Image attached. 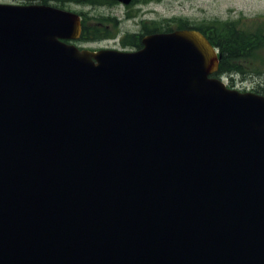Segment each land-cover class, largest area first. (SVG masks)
Listing matches in <instances>:
<instances>
[{
    "label": "water",
    "instance_id": "1",
    "mask_svg": "<svg viewBox=\"0 0 264 264\" xmlns=\"http://www.w3.org/2000/svg\"><path fill=\"white\" fill-rule=\"evenodd\" d=\"M80 32L0 3V264H264V95L198 30Z\"/></svg>",
    "mask_w": 264,
    "mask_h": 264
},
{
    "label": "rangeland",
    "instance_id": "2",
    "mask_svg": "<svg viewBox=\"0 0 264 264\" xmlns=\"http://www.w3.org/2000/svg\"><path fill=\"white\" fill-rule=\"evenodd\" d=\"M0 3L29 4L36 0H0ZM141 5L123 6L120 3L99 4L93 0H69L66 8L72 11H81L86 15L87 25L97 24L104 33L107 31L113 37L104 40L75 42L82 48L97 50L112 48L118 50H132L123 46L121 39L128 34L141 32L143 25L150 21L163 22L168 19H183L192 25L206 24L213 20L237 21L244 26L254 28L257 25L264 27V0H149ZM103 18L102 22L97 19ZM115 23L116 26L112 27ZM173 27V25H172ZM103 28H106L104 30ZM101 29L95 33L99 36ZM262 60L258 59L261 58ZM253 61H245L246 76H235L233 81L225 78L224 82L230 88L240 91H253L256 83L264 80V52ZM252 69H256L259 76H255ZM250 73L252 75H250ZM254 74V75H253Z\"/></svg>",
    "mask_w": 264,
    "mask_h": 264
},
{
    "label": "trees",
    "instance_id": "3",
    "mask_svg": "<svg viewBox=\"0 0 264 264\" xmlns=\"http://www.w3.org/2000/svg\"><path fill=\"white\" fill-rule=\"evenodd\" d=\"M80 1V0H79ZM99 4L104 3L103 0H93ZM149 1V0H144ZM103 18L97 19L102 22ZM176 28H192L201 31L210 41V43L218 48L221 59L219 61L218 70L215 76H227L230 81L235 76L245 77L246 68L245 61H253L261 56L264 52V27L263 25H257L254 28L244 26L237 21H218L213 20L206 24L192 25L188 21L183 19H168L163 22L151 21L148 25H143V32L128 34L121 39L123 45L130 46L132 48H140L142 33L169 31ZM116 26L115 23L112 27ZM98 29H101L97 24L89 26L87 25V18L83 20V33L81 40L83 42L96 41L103 38L113 37L109 32L101 29L99 36L95 33ZM106 30V28H103ZM262 60L261 58H258ZM255 76H259L256 69H252ZM250 75H252L250 73ZM254 75V74H253ZM253 91L264 95V80L260 83H256L253 87Z\"/></svg>",
    "mask_w": 264,
    "mask_h": 264
},
{
    "label": "flooded vegetation",
    "instance_id": "4",
    "mask_svg": "<svg viewBox=\"0 0 264 264\" xmlns=\"http://www.w3.org/2000/svg\"><path fill=\"white\" fill-rule=\"evenodd\" d=\"M36 1L39 3H46V4H49V5L58 7V8L68 9L65 6H66V2L69 0H36ZM141 2H144V1L143 0H132L129 7L131 8V6H133L135 4L141 5L142 4ZM106 3H112V2L106 1ZM82 33H83V31H82Z\"/></svg>",
    "mask_w": 264,
    "mask_h": 264
}]
</instances>
